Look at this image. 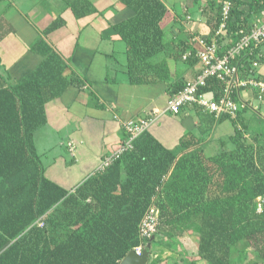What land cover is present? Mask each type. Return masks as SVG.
Masks as SVG:
<instances>
[{
  "label": "trees",
  "instance_id": "obj_1",
  "mask_svg": "<svg viewBox=\"0 0 264 264\" xmlns=\"http://www.w3.org/2000/svg\"><path fill=\"white\" fill-rule=\"evenodd\" d=\"M223 1L216 6V27ZM231 1L227 33L236 39L240 28L250 29L255 15L261 16L264 0ZM122 2L134 13L114 28L127 45L131 82H169L162 25L167 6L162 0ZM13 31L0 15V41ZM48 59L0 89V264H120L141 243L139 224L154 198L160 220L155 236L173 240L188 230L197 234L198 258L192 264L264 263V203L259 211L257 201L264 197V134L254 131L249 138L250 127H240L247 108L236 119L228 117L235 133L219 139L213 155L193 133L181 139L186 149L178 154L148 129L109 167L68 189L47 177L34 135L47 122V102L69 84L85 82L72 76L59 86L54 57ZM221 85L212 79L204 91ZM147 241L154 245L155 237ZM238 244L246 246L244 262L233 258ZM163 260L152 255L149 264Z\"/></svg>",
  "mask_w": 264,
  "mask_h": 264
},
{
  "label": "crops",
  "instance_id": "obj_2",
  "mask_svg": "<svg viewBox=\"0 0 264 264\" xmlns=\"http://www.w3.org/2000/svg\"><path fill=\"white\" fill-rule=\"evenodd\" d=\"M122 1L4 0L0 4V15L14 28L0 41V89L30 75L50 57H54L53 74L59 86L72 76L85 82L83 86L69 84L47 102V122L34 135L47 177L68 189L93 175L103 159L125 140L126 132L116 115L140 119L162 110L173 94L200 74L202 64L195 54L198 44L194 36L212 39L218 28L216 6L220 0H162L168 8L162 25L170 80L133 83L127 69L126 42L114 28L134 13ZM224 38L221 52L235 40L229 34ZM185 53H189L187 59ZM251 55L242 60L243 75H249L253 62L264 55V43ZM62 64L63 71L58 68ZM254 73L264 79V63ZM223 87L214 86L207 91L208 96L218 98ZM241 95L254 107L242 109L246 110L238 119L240 127L247 124L253 131L264 130V102L257 101L252 90H243ZM149 131L178 154L186 149L180 145L181 139L193 133L205 144L206 153L213 155L219 139L234 135L235 125L228 116L216 121L201 107L187 105L179 114L161 115ZM126 176L124 170L123 178Z\"/></svg>",
  "mask_w": 264,
  "mask_h": 264
},
{
  "label": "built area",
  "instance_id": "obj_3",
  "mask_svg": "<svg viewBox=\"0 0 264 264\" xmlns=\"http://www.w3.org/2000/svg\"><path fill=\"white\" fill-rule=\"evenodd\" d=\"M232 1L224 0L221 9V22L212 39L208 40L201 35H195L194 39L198 44L195 54L202 64L200 74L188 81L182 89L173 94L162 110H155L146 117L140 119H123L116 115L123 129L126 138L120 147L110 155H107L98 170L109 167L116 159L134 147L135 139L148 130L161 115L165 113L179 114L187 105H197L203 111L214 115L217 120L224 116L237 118L239 112L246 107H254L253 103L242 97L241 91L252 90L256 100L264 102V79L254 73V69L264 63V55L253 62V68L249 75L241 72L242 60L248 53L253 54L264 43V11L256 18L250 29L240 28L237 31L235 42L223 53L221 52L220 37L228 34V21L231 15ZM189 53H185L187 59ZM216 79L224 83L223 93L218 97H209L204 91L210 80ZM237 94L238 99L234 97ZM259 211L263 208L264 197L258 198ZM159 209L153 202L139 225L141 243L134 248L137 254L141 255L147 240L155 237L159 227ZM43 225V222H40Z\"/></svg>",
  "mask_w": 264,
  "mask_h": 264
},
{
  "label": "rangeland",
  "instance_id": "obj_4",
  "mask_svg": "<svg viewBox=\"0 0 264 264\" xmlns=\"http://www.w3.org/2000/svg\"><path fill=\"white\" fill-rule=\"evenodd\" d=\"M262 127H264V122H262ZM254 131L249 129L247 131V136L252 138V133ZM264 134V130L262 129ZM57 151L60 149L57 148ZM47 157H45L46 159ZM69 161H72V158L68 154ZM72 164V163H71ZM159 227L156 233H158ZM246 246L243 244H238L233 249V258L238 262L244 257ZM154 251V254H153ZM198 236L192 230H188L186 234L182 237H176L173 240H168L167 238L155 236V243L152 247L151 256L157 257L161 255L163 257V262L161 264H192L193 260L198 258ZM243 262L245 260H242ZM196 264H208L204 260H199ZM264 264V263H261Z\"/></svg>",
  "mask_w": 264,
  "mask_h": 264
},
{
  "label": "water",
  "instance_id": "obj_5",
  "mask_svg": "<svg viewBox=\"0 0 264 264\" xmlns=\"http://www.w3.org/2000/svg\"><path fill=\"white\" fill-rule=\"evenodd\" d=\"M153 242L148 241L144 246L141 255L137 254L135 250H132L120 264H149L152 253Z\"/></svg>",
  "mask_w": 264,
  "mask_h": 264
}]
</instances>
